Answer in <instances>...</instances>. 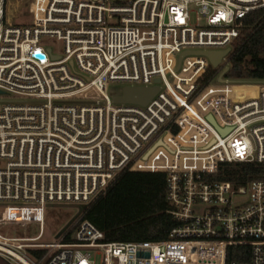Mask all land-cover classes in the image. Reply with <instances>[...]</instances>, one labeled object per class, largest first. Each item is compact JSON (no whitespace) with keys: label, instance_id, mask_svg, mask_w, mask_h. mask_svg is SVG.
<instances>
[{"label":"built area","instance_id":"built-area-1","mask_svg":"<svg viewBox=\"0 0 264 264\" xmlns=\"http://www.w3.org/2000/svg\"><path fill=\"white\" fill-rule=\"evenodd\" d=\"M6 3L0 0V258L264 264V180L212 178L223 163H264V80L227 75L243 18L264 10V0H31L26 24L10 21ZM226 49L217 66L193 53L178 67L183 51ZM110 83L159 91L146 105L114 103L119 93ZM125 170L166 174L176 221L166 239L106 240L80 218L71 234L38 242L47 204L89 205ZM31 223L39 227L33 237L1 231ZM231 245L248 246V255L228 263ZM38 249L40 257L32 253Z\"/></svg>","mask_w":264,"mask_h":264},{"label":"trees","instance_id":"trees-1","mask_svg":"<svg viewBox=\"0 0 264 264\" xmlns=\"http://www.w3.org/2000/svg\"><path fill=\"white\" fill-rule=\"evenodd\" d=\"M243 23L227 75L243 81L264 80V10L251 11L244 16ZM236 88L252 91L245 85ZM212 178L235 185L264 180V163H223ZM166 189L165 173L125 170L84 210L81 218L103 231L106 240H164L176 225L168 212ZM32 253L40 257L45 250H32ZM241 254L248 255V246H229L227 262L241 259Z\"/></svg>","mask_w":264,"mask_h":264},{"label":"rangeland","instance_id":"rangeland-1","mask_svg":"<svg viewBox=\"0 0 264 264\" xmlns=\"http://www.w3.org/2000/svg\"><path fill=\"white\" fill-rule=\"evenodd\" d=\"M31 0H7V16L12 22L28 23L31 20L29 13ZM46 41V40H45ZM49 41V40H47ZM54 50L58 49V43L50 41L49 43ZM237 80V76L234 78ZM124 87L121 83H110V90L120 93ZM90 205V204H89ZM84 204H55L50 203L44 209L43 233L39 238L40 243H51L58 240L60 233L70 232L77 221L82 217L84 210L89 206ZM1 231L8 236L33 237L38 234L39 227L37 224H6L1 226ZM0 264L6 262L0 258Z\"/></svg>","mask_w":264,"mask_h":264},{"label":"water","instance_id":"water-1","mask_svg":"<svg viewBox=\"0 0 264 264\" xmlns=\"http://www.w3.org/2000/svg\"><path fill=\"white\" fill-rule=\"evenodd\" d=\"M228 51L229 49L221 50V51H214V50L183 51L178 57V67L180 65L181 59L185 55L193 54V53L203 54L207 56L211 65L217 66L221 58L225 56ZM35 55L40 58L44 57V55L39 50L35 51ZM228 69L229 68L226 67L223 73L228 71ZM218 80L223 81L221 76L218 78ZM158 91H159V86L157 84L153 86H124L121 90V93L112 96V100L114 103H130V104L146 105ZM209 119L212 120L210 116ZM228 130L229 128L221 129V132L226 133Z\"/></svg>","mask_w":264,"mask_h":264}]
</instances>
